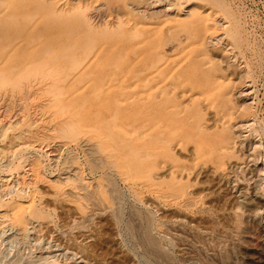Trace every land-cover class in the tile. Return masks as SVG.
I'll return each mask as SVG.
<instances>
[{
	"label": "rangeland",
	"instance_id": "1",
	"mask_svg": "<svg viewBox=\"0 0 264 264\" xmlns=\"http://www.w3.org/2000/svg\"><path fill=\"white\" fill-rule=\"evenodd\" d=\"M0 264H264V0H0Z\"/></svg>",
	"mask_w": 264,
	"mask_h": 264
},
{
	"label": "bare ground",
	"instance_id": "2",
	"mask_svg": "<svg viewBox=\"0 0 264 264\" xmlns=\"http://www.w3.org/2000/svg\"><path fill=\"white\" fill-rule=\"evenodd\" d=\"M207 17H205V19L207 20L208 19V16L209 15H206ZM205 20V21H206ZM124 88V87H123ZM126 89V88H125ZM150 120H151V117L149 116L148 119L145 120V122L149 123L150 124Z\"/></svg>",
	"mask_w": 264,
	"mask_h": 264
}]
</instances>
